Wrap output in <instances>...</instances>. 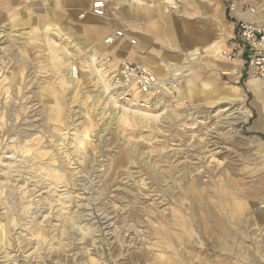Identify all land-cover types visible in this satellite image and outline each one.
<instances>
[{
    "label": "rangeland",
    "instance_id": "rangeland-1",
    "mask_svg": "<svg viewBox=\"0 0 264 264\" xmlns=\"http://www.w3.org/2000/svg\"><path fill=\"white\" fill-rule=\"evenodd\" d=\"M94 1L0 2V264H264L259 95L217 70L264 0ZM146 58L172 95L121 118L115 61Z\"/></svg>",
    "mask_w": 264,
    "mask_h": 264
},
{
    "label": "built area",
    "instance_id": "built-area-1",
    "mask_svg": "<svg viewBox=\"0 0 264 264\" xmlns=\"http://www.w3.org/2000/svg\"><path fill=\"white\" fill-rule=\"evenodd\" d=\"M231 8L236 10L237 4L233 2ZM105 11V0H96L90 9V12L96 16L105 15ZM250 11L255 10L250 8ZM121 35V30L116 31V36ZM113 40V37H107V42L112 43ZM222 52L229 61L237 60L241 56L244 57L248 76L264 80V24L242 18L238 19L234 41L230 47L225 48ZM119 72L120 78L114 75V81L115 83L118 81L116 86L120 93V99L127 100L138 107H147L150 98L148 95L154 90L159 91L158 87L155 89L158 83L155 74L144 65L128 60H123L120 63ZM122 77L124 78L122 79ZM131 85L136 86L144 96L142 98L134 96Z\"/></svg>",
    "mask_w": 264,
    "mask_h": 264
},
{
    "label": "bare ground",
    "instance_id": "bare-ground-1",
    "mask_svg": "<svg viewBox=\"0 0 264 264\" xmlns=\"http://www.w3.org/2000/svg\"><path fill=\"white\" fill-rule=\"evenodd\" d=\"M96 1V0H95ZM94 1V2H95ZM109 0H105V2H106V7H107V2H108ZM117 1V3H119L120 2V0H116ZM233 11H236L235 9L233 10ZM249 17H250V19L253 21V22H259V19L258 18H256V17H254L252 14H249ZM87 27H90V26H87ZM52 43H54L55 44V41L53 40V42ZM216 43H217V41H216ZM214 46V50H212L211 51V53L213 54V55H219L220 54V52H221V48L219 47V45H213ZM107 52H108V49L106 50ZM223 51V50H222ZM106 52V53H107ZM222 53V55H223V52H221ZM189 57H190V59L191 60H195V59H197L198 57H199V55H200V52H199V49L198 48H196V49H194V50H191L190 52H189ZM224 56V55H223ZM226 58V57H225ZM123 60L122 59H119V60H116L115 61V64H118V63H121ZM129 61V60H128ZM237 61L238 60H234V61H231V63H234L233 64V66H232V68H231V71H224V72H226V73H231V74H238V69L239 68H237ZM142 65H144L145 67H147V68H149L154 74H155V76H156V79H157V81H158V83L156 84L157 86L155 87V89H157V87H158V90L159 91H157L156 92V90H154L153 92H151L149 95H148V97L150 96V98H149V103H148V105H147V109L148 110H143V109H141L140 107H138V106H135L133 103H131V102H129V101H127V100H121L120 99V93L118 92V90H117V86L116 85H118V81L115 83V81H114V75H117L118 76V78H120V72H119V68H120V65L118 66V68L117 69H115V70H113L112 72H111V83H112V86H113V91L111 92V97H110V101L112 102V107H119V109H121L120 111H121V114H120V117L121 118H124V119H126V118H129V117H132L131 115H139V116H141V117H144V118H148V119H153V118H156V117H158V114H155L154 112H152V110L154 109V108H160V107H163V106H165V105H167V100H165L166 98V93H167V95L169 96V97H171V95H172V88H170V87H172L173 85H175V83H176V81H177V78H178V76L180 75V69L179 68H175L174 69V71H173V73H172V76L174 77L173 78V80H169V79H165V78H163L162 77V75H160V73H159V71H158V67L152 62V60L150 59V58H146V59H143V61H142ZM220 66V65H219ZM74 73H77V71H75ZM117 73V74H116ZM119 74V75H118ZM65 78H67L66 76H65ZM65 78L64 77H62L61 79V81L64 83V82H66V80H65ZM124 77H122V79H123ZM249 86L255 91V94H257V95H259V98L260 97H263L264 98V94L262 93V90H263V88H264V80H260V79H257V78H254V77H252V76H249ZM121 79V80H122ZM69 80V79H68ZM67 80V82H68V85H70L71 84V82L73 81V80H71L70 79V81H68ZM110 82H107V84H108V88L110 89V84H111ZM65 84V83H64ZM119 85H120V82H119ZM230 85V84H229ZM66 87V86H65ZM131 87L133 88V94H134V96H137V97H143L144 96V94H142V92H140V90L136 87V86H133V85H131ZM231 87V86H230ZM75 88V87H74ZM170 88V89H169ZM177 89V88H176ZM176 94V93H175ZM174 94V95H175ZM235 94V93H234ZM261 94H263L262 96H261ZM168 97V98H169ZM178 97V96H177ZM147 100H148V98H147ZM261 100V99H260ZM255 105L256 106H260L259 105V103H258V100L257 101H255ZM166 107V106H165ZM250 113L249 112H247V115H249ZM254 126H257V127H264V107H263V111H262V113L261 114H259L255 119H254ZM50 164V163H49ZM55 171V170H54ZM53 173V172H52ZM52 179L54 180H52L53 181V183L54 184H58L59 182H61V183H68L67 182V180H62V181H60V179H62V178H60V176L58 177H56V176H54V177H52ZM2 185V184H1ZM2 193V192H1ZM60 197H63V195H61ZM59 200H61L62 201V198H60ZM8 213V212H7ZM72 217V216H71ZM69 219H72V218H70V217H68V218H66V220H68L69 221ZM10 222V221H9ZM3 227V226H2ZM1 228V227H0ZM4 229V228H3ZM2 232V231H1ZM46 232V231H45ZM44 231H41V239L39 240L40 241V243H42V242H44V241H47V242H50V240H51V238L50 239H48V236H47V232L45 233ZM7 233V232H6ZM3 234V233H2ZM7 235V234H6ZM52 237H54V235H52ZM3 239V238H2ZM43 240V241H42ZM2 241V240H1ZM7 241L8 242H10L8 239H7ZM56 241V240H55ZM53 242V241H52ZM31 241L28 243L29 245H31ZM52 245V244H51ZM43 246V245H42ZM50 246V245H49ZM37 249H39V248H37Z\"/></svg>",
    "mask_w": 264,
    "mask_h": 264
},
{
    "label": "crops",
    "instance_id": "crops-1",
    "mask_svg": "<svg viewBox=\"0 0 264 264\" xmlns=\"http://www.w3.org/2000/svg\"><path fill=\"white\" fill-rule=\"evenodd\" d=\"M6 0H0V2H5ZM107 8V7H106ZM236 13L234 12V11H231V16H232V18H235L236 17V15H235ZM0 17H2V15H0ZM39 17V16H38ZM88 17H90L89 19H91V20H95V21H97V22H100V21H98L97 20V18H106V17H101V16H96V15H93L92 13L88 16ZM116 17H118V16H116ZM167 17H170V16H167ZM247 20H249V21H251V22H253L251 19H250V17H249V15H247L246 17H245ZM233 23H235V21L233 22ZM86 25V28H88L87 26H91V23H88V24H85ZM90 28V27H89ZM117 31V30H116ZM116 31H115V33H116ZM115 33L114 34H112V36H115ZM235 35H236V26H234V31H233V37H235ZM109 36H111V35H109ZM123 36H116V42L118 41V40H120L121 38H122ZM133 43V42H132ZM196 48H198V47H195L194 49H196ZM214 49V46H212L211 47V50H213ZM120 51V50H119ZM209 51V50H208ZM121 52V54L123 53L122 52V50L120 51ZM118 54H120L119 52H117ZM146 56H149V55H146ZM188 59V58H187ZM158 61V60H157ZM130 62H134V63H139L138 61H130ZM140 64H143V63H140ZM171 65H173L174 63H170ZM207 64H210V62H208ZM218 64H221L220 66H222V68H220V69H217L216 67H215V65L213 64V66L217 69V70H224V69H230L229 71H231V68H232V66H233V64L234 63H231V62H227V61H220V63L218 62ZM120 65V64H119ZM145 65V64H144ZM175 65V64H174ZM175 67H176V65H175ZM234 67V66H233ZM173 68V67H172ZM237 68H239L238 69V74H233V75H237L238 77H242L243 78V80H245V82H246V85L248 86V88H249V91H251L253 94H254V100H255V98H256V94H255V91L249 86V76L248 75H245L244 73H242L241 72V70L243 71V70H245L246 71V66H245V60H244V57H241L240 59H239V62H237ZM224 71H228V70H224ZM244 71V72H245ZM245 76V77H244ZM264 86V85H263ZM262 93L264 94V88H263V90H262ZM263 94H261V96L263 95ZM261 99V100H260ZM254 100H253V104H254ZM259 105L260 106H256L255 104H254V108H255V110H256V116L255 117H257L259 114H261L262 113V111H263V107H264V98L263 97H260L259 98ZM255 117H254V119H255ZM254 119L252 120V122H251V128L253 129V130H255V131H257V132H261V134H263L264 135V127H257V126H254Z\"/></svg>",
    "mask_w": 264,
    "mask_h": 264
}]
</instances>
